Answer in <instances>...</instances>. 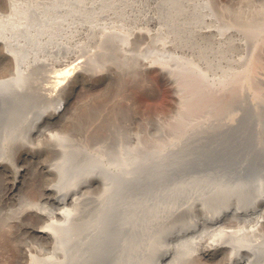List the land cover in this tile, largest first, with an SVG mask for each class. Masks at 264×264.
<instances>
[{
	"label": "bare ground",
	"instance_id": "bare-ground-1",
	"mask_svg": "<svg viewBox=\"0 0 264 264\" xmlns=\"http://www.w3.org/2000/svg\"><path fill=\"white\" fill-rule=\"evenodd\" d=\"M180 2L5 0L9 13L0 12V175L8 181L11 207L0 213L7 229L31 218L30 236L36 241L16 245L17 264H195L202 258L214 264H264V173L253 169L262 176L228 182L201 178L174 185L171 179L173 133L196 137L211 126L193 123L195 110L203 106L202 74L189 76L173 67L167 48ZM202 14L195 16L196 29L205 28ZM217 33L221 68L233 63L228 56L240 39L231 24ZM258 35L253 39L264 42V30ZM112 64L124 73L146 74L160 65L162 78L176 87L173 101L180 119L156 126L153 112L131 96L120 109L134 118L144 113L146 120L126 124L114 137L100 135L105 139L95 141L87 136L95 143H74L55 131L61 119L76 115L77 86ZM44 72L55 74L49 81L55 89L40 92L43 109L33 111L36 99L27 83ZM229 72L232 83L236 73ZM60 129L68 131V126ZM35 165L43 183L33 197L23 198V178ZM186 190L204 202H173ZM210 206L222 209L206 215ZM189 214L191 223L170 229L171 219Z\"/></svg>",
	"mask_w": 264,
	"mask_h": 264
},
{
	"label": "rangeland",
	"instance_id": "rangeland-1",
	"mask_svg": "<svg viewBox=\"0 0 264 264\" xmlns=\"http://www.w3.org/2000/svg\"><path fill=\"white\" fill-rule=\"evenodd\" d=\"M193 4L200 7L193 9ZM178 7L181 9L176 10L174 23L176 27L172 29L173 37L170 36L172 41L167 48L170 49L169 54L173 57V67H182L185 71L183 73L189 76L202 74L204 99L201 104L203 106L201 110H195L193 123L205 122L211 126L209 131L196 137L183 139L173 133L171 139L177 146L171 149L174 159L171 162V179L174 185H179L201 178L214 181L223 179L222 181L228 182L238 180L245 175H250L253 179L258 178V175L261 177L264 173V42L253 38L264 30V0H181ZM0 12L3 15L9 13L5 9V0H0ZM202 12V17L206 20L205 28L196 29L198 19H195V16ZM182 23L184 25H181ZM230 24L238 34L239 45L233 48V52L228 56L229 61L233 63L221 65L220 68L218 50L220 38L217 32ZM203 31L211 32V35H205ZM177 35L180 38H175ZM258 37L259 35L256 38ZM178 43H184L188 48L184 49ZM255 43L259 45L255 46ZM113 65L112 67L116 68L104 67L93 75L92 80L77 86L72 103V108L77 106L76 115L72 119H69V116L61 119L55 131L61 130L60 133L74 143H78L79 139L80 142L82 139L88 142L90 139L87 140V136L95 141L114 137L116 132L120 131L119 128H125L126 124L129 123L130 126L133 124L130 122H135L136 119L139 123L146 120L144 113L134 118L135 114L129 115L132 112L127 111V114L126 110L124 112L120 109V106L128 104L131 96L136 97L145 110L153 112L156 126L168 121L174 124L180 119L179 111L173 101L176 87L169 83L168 78H162L160 65L147 74L141 73L140 70H128L130 73H124ZM229 71L236 73L232 83L228 82L231 74ZM53 76L55 74L52 72L40 73L27 83L28 90H31L33 93L31 95L36 99L31 103L33 111L43 109L42 99L37 100L41 97L40 92L45 93L55 89L49 82ZM65 86L67 85H64L63 89L66 88ZM118 97L124 98L117 99ZM1 105L3 106L2 103ZM63 124L68 126V131L60 129ZM120 125L122 127H119ZM99 136L105 138L100 139ZM10 159L13 162V158ZM36 167L37 165L32 166L28 175L23 178L22 190L21 193L19 192L23 198L33 197L35 188H39L43 183L42 175ZM250 170L261 174L256 176ZM8 189V181L0 175L1 210H8L11 207V202L8 200L11 194ZM200 198L202 197L186 190L178 193L173 202H185L184 205L190 202H204ZM210 200L209 202H216L214 199ZM232 207L237 206L234 204ZM241 207L245 209V206ZM220 209L222 208L206 207L205 213L211 215ZM198 215L203 214L198 213ZM193 219L192 214L176 220L171 219L170 229L175 230L178 225L189 224ZM4 221L0 213V264H17L16 245L27 241L36 242L30 236L32 219L23 218L13 229H7ZM13 238H16L18 243H15ZM200 261H195V264H214L204 258Z\"/></svg>",
	"mask_w": 264,
	"mask_h": 264
}]
</instances>
